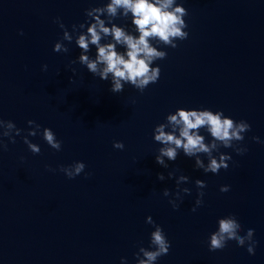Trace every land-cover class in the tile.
Returning a JSON list of instances; mask_svg holds the SVG:
<instances>
[{"label":"water","instance_id":"1","mask_svg":"<svg viewBox=\"0 0 264 264\" xmlns=\"http://www.w3.org/2000/svg\"><path fill=\"white\" fill-rule=\"evenodd\" d=\"M107 2L0 0V119L22 130L15 143L3 138L8 150L0 152V264H121L122 258L137 264L155 230L149 216L171 244L156 264H264V0H177L188 12V39L176 41V49L159 46L167 53L152 65L160 78L142 94L129 85L113 94L110 80L71 64L81 54L74 40L64 42L67 53L53 51L64 30L85 24L86 31V10ZM113 23L133 30L130 17ZM87 54L94 59L95 47ZM178 108L246 121L251 130L238 146L247 151L213 153L231 157L218 174L195 169L194 158L182 152L161 167L153 130ZM29 120L41 133L51 129L61 150L37 135L28 137L41 150L33 155L23 142ZM200 134L211 140L203 129ZM116 142L124 149H115ZM75 162L86 167L70 180L59 167ZM180 175L189 177L180 187L191 194L181 193L174 211L169 200ZM196 180L206 187L197 189ZM222 186L230 190L221 193ZM198 191L203 204L193 212ZM230 215L241 236L254 230V255L232 242L208 250L217 221Z\"/></svg>","mask_w":264,"mask_h":264},{"label":"clouds","instance_id":"2","mask_svg":"<svg viewBox=\"0 0 264 264\" xmlns=\"http://www.w3.org/2000/svg\"><path fill=\"white\" fill-rule=\"evenodd\" d=\"M85 15L91 21L90 23L85 22L89 24L86 31H83L85 24L73 25L71 34L64 30L61 41L55 44L53 51L67 53L69 48L64 42L71 44L74 40L81 54L78 60L70 63H79L86 67L89 73L94 77H99L101 81L110 80L109 91L113 94L122 93L125 85L135 88L142 94L150 84L157 83L160 78V68L152 65L167 57V53L159 50V46L176 49L178 47L176 41H184L189 36V33L185 31L188 25L184 19L188 12L177 4V0H108L103 7L86 10ZM129 17L132 31L113 23L117 18L127 20ZM55 22L61 29H64L63 23L58 18ZM93 46L96 49L94 59L87 54ZM118 49H123V51ZM42 70L46 71L47 65L43 66ZM72 71L75 74L74 68ZM28 125L31 130L23 137V142L33 155H39L41 150L28 137L37 135H41L51 149L61 150L62 142L57 140L51 129L44 128L41 133V126L35 121L29 120ZM201 129L211 137L209 142H206L205 136L200 134ZM250 130L251 126L246 121H234L226 117L222 111L178 108L175 113L167 115L165 123L159 124L153 130L154 142L161 145L155 161L167 169L169 163L166 161L174 162L182 152L185 157L194 158L195 169L202 170L205 174H218L221 169L225 171L228 169L227 161L231 157L220 154L217 158L213 153H219L222 147L231 148L237 155H243L247 149L238 145L244 141V134ZM21 132L22 130L16 128L13 122L0 119V152L8 150V145L4 143L3 138H7L9 143H15V137L20 136ZM252 139L260 143L257 137ZM113 147L123 150L124 144L116 142ZM201 156L206 157L207 164ZM85 167L83 162H75L67 167L60 166L59 171L71 180L83 173ZM47 170L56 171L52 168ZM173 175V172H169L168 179H172ZM157 179L163 181L165 176L162 173L158 174ZM186 183H189L188 176L180 175L176 179L175 199L169 200L174 211L179 208L177 201L182 200L181 193L191 194L190 189L180 187ZM195 185L200 190L206 187L201 180H196ZM229 190V186L220 188L221 193ZM169 195V191L165 189L163 196L168 197ZM203 196L204 192L198 191L196 206L192 208L193 212L202 206ZM146 223L152 225L155 230L150 234L149 248H139L136 261L137 264H156L160 257L169 253L171 244L163 229L156 225L150 216L146 219ZM217 224V230L209 236L208 250L210 252L221 251L228 242H232L241 248L247 247L249 255L255 254L257 242L254 240V230L249 229L246 235L241 236V225L235 216L231 215L219 219ZM121 264H127V261L122 258Z\"/></svg>","mask_w":264,"mask_h":264}]
</instances>
